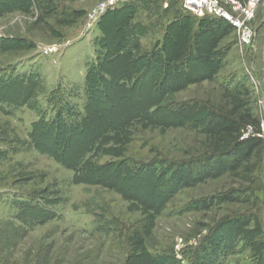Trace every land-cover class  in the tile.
<instances>
[{"label":"rangeland","instance_id":"374dc122","mask_svg":"<svg viewBox=\"0 0 264 264\" xmlns=\"http://www.w3.org/2000/svg\"><path fill=\"white\" fill-rule=\"evenodd\" d=\"M101 1L0 0V264H264V156L251 185L214 176L174 113L246 79L264 121V3L248 47L196 36L182 0H125L86 35Z\"/></svg>","mask_w":264,"mask_h":264},{"label":"trees","instance_id":"16d2710c","mask_svg":"<svg viewBox=\"0 0 264 264\" xmlns=\"http://www.w3.org/2000/svg\"><path fill=\"white\" fill-rule=\"evenodd\" d=\"M124 3L125 0L103 15L99 21V28L102 19L123 10ZM183 11L185 16L180 15L179 18L184 19L183 23H187L188 19L194 27H197L196 36H202L207 31H214L219 37L221 34L230 35L237 30L231 22L222 16L205 15L200 17L188 13L184 8ZM254 21L255 19L252 21V26ZM199 38L201 37L195 38L196 41L200 42ZM200 51L201 48L197 46L195 52L198 56ZM190 52V46L186 39L182 38L176 44L174 61H184ZM248 84L249 81L245 79L225 85L221 106L193 100L177 104L174 113L177 119L182 121L193 119L192 128L205 136L204 146L208 151L207 155L214 159L209 165L214 176L219 177L225 173H233L241 176L251 185L264 156V139L259 135L262 120L255 111L256 91ZM177 175V182L181 185L194 184L192 168L188 166L180 168ZM248 189L250 190V188Z\"/></svg>","mask_w":264,"mask_h":264},{"label":"built area","instance_id":"2783aa9c","mask_svg":"<svg viewBox=\"0 0 264 264\" xmlns=\"http://www.w3.org/2000/svg\"><path fill=\"white\" fill-rule=\"evenodd\" d=\"M124 0H102L99 5L88 11L85 33L86 35L99 24L102 16L113 10ZM166 7L170 0H162ZM185 11L197 16H218L224 17L237 29L241 44L251 47L254 40V29L252 21L256 17V10L264 0H182ZM71 42V41H70ZM64 43L46 47L43 51L50 56H55L63 52L64 48L70 44ZM261 114L264 113V95L259 102ZM259 135L264 139V121L262 120Z\"/></svg>","mask_w":264,"mask_h":264}]
</instances>
